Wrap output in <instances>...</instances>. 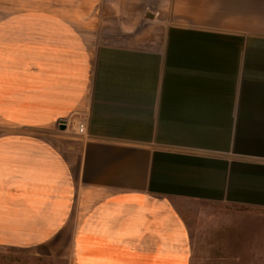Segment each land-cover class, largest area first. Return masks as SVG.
<instances>
[{
  "label": "crops",
  "instance_id": "0c3cea01",
  "mask_svg": "<svg viewBox=\"0 0 264 264\" xmlns=\"http://www.w3.org/2000/svg\"><path fill=\"white\" fill-rule=\"evenodd\" d=\"M185 200L264 209V0H0V246L190 264Z\"/></svg>",
  "mask_w": 264,
  "mask_h": 264
},
{
  "label": "rangeland",
  "instance_id": "374dc122",
  "mask_svg": "<svg viewBox=\"0 0 264 264\" xmlns=\"http://www.w3.org/2000/svg\"><path fill=\"white\" fill-rule=\"evenodd\" d=\"M190 226V264H264V209L185 200ZM43 264L31 254L0 246V264Z\"/></svg>",
  "mask_w": 264,
  "mask_h": 264
},
{
  "label": "built area",
  "instance_id": "2783aa9c",
  "mask_svg": "<svg viewBox=\"0 0 264 264\" xmlns=\"http://www.w3.org/2000/svg\"><path fill=\"white\" fill-rule=\"evenodd\" d=\"M68 127L75 134H83L85 132V120L81 116L72 115L67 120Z\"/></svg>",
  "mask_w": 264,
  "mask_h": 264
}]
</instances>
